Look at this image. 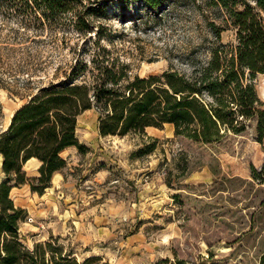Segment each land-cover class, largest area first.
<instances>
[{
  "label": "rangeland",
  "instance_id": "rangeland-1",
  "mask_svg": "<svg viewBox=\"0 0 264 264\" xmlns=\"http://www.w3.org/2000/svg\"><path fill=\"white\" fill-rule=\"evenodd\" d=\"M92 1L106 13L90 18L91 27L84 30L68 21L25 28L0 10V133L25 96L65 78L78 59L91 67L101 47L134 74L170 67L190 73L217 45L211 22L223 26L222 42L236 37L226 11L212 0H161L158 6ZM254 82L264 102V74ZM98 118L96 108L79 117L77 135L88 150L71 147L62 153L67 188L55 190L54 183L39 194L24 184L11 192L16 205L27 210L20 224L26 245L58 238L65 252L102 255L111 264H157L175 256L207 264H259L264 181L253 177L252 168L264 177V140L256 139L253 125L201 143L177 136L172 124L149 127L146 135L101 136ZM39 164L31 160L26 170L35 175ZM3 176L0 156V182Z\"/></svg>",
  "mask_w": 264,
  "mask_h": 264
},
{
  "label": "trees",
  "instance_id": "trees-1",
  "mask_svg": "<svg viewBox=\"0 0 264 264\" xmlns=\"http://www.w3.org/2000/svg\"><path fill=\"white\" fill-rule=\"evenodd\" d=\"M158 6L161 0H143ZM227 13L236 30L233 42L221 41L223 26L211 22L217 45L192 72L170 67L141 76L130 65L101 47L91 60L83 59L65 78L38 86L14 111L9 126L0 133L3 178L0 182V264H111L102 255L79 258L58 238L23 242L20 224L27 210L11 197L13 187L29 184L43 194L52 186L55 171L67 165L62 153L71 146L88 150L77 135L79 117L96 108L101 136L146 135L147 128L172 124L177 136L215 143L230 133L241 134L253 125L256 139L264 140V102L255 77L264 74V0H212ZM92 0H0V10L15 16L25 28L68 21L78 30L91 27L90 18L103 17L105 6ZM100 35H102L100 33ZM100 46V45H98ZM89 75V78H85ZM37 160V174L26 165ZM264 172V169H262ZM255 179L264 181L254 166ZM157 264H207L175 256ZM259 264H264V251Z\"/></svg>",
  "mask_w": 264,
  "mask_h": 264
},
{
  "label": "crops",
  "instance_id": "crops-1",
  "mask_svg": "<svg viewBox=\"0 0 264 264\" xmlns=\"http://www.w3.org/2000/svg\"><path fill=\"white\" fill-rule=\"evenodd\" d=\"M71 147H75V146H71ZM71 147H68V148H71ZM77 148V147H76ZM36 160V159H35ZM39 162V161H38ZM39 166H40V164H39ZM63 169L64 168H62V169H60V170H57V171H55V173L53 174V178H52V184H54L53 185V188H54V186H55V190H59V189H64V188H67L68 187V185H69V183L66 181V180H68V179H66L65 177H64V173H63ZM59 177H60V179H59ZM62 177V178H61ZM62 179V180H61ZM19 186H16V187H13V189H12V191L14 190V189H16V188H18ZM50 188V187H49ZM51 188H52V186H51ZM11 191V192H12Z\"/></svg>",
  "mask_w": 264,
  "mask_h": 264
}]
</instances>
